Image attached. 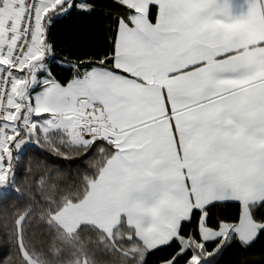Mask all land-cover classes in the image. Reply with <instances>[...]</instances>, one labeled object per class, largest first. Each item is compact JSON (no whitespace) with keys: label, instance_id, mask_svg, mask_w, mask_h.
Wrapping results in <instances>:
<instances>
[{"label":"snow or ice","instance_id":"snow-or-ice-1","mask_svg":"<svg viewBox=\"0 0 264 264\" xmlns=\"http://www.w3.org/2000/svg\"><path fill=\"white\" fill-rule=\"evenodd\" d=\"M115 3L110 48L69 60L48 34L97 4L0 0V172L31 141L58 140L103 158L101 185L139 207L159 264L252 247L264 238V0ZM223 206L237 214L210 223Z\"/></svg>","mask_w":264,"mask_h":264},{"label":"trees","instance_id":"trees-1","mask_svg":"<svg viewBox=\"0 0 264 264\" xmlns=\"http://www.w3.org/2000/svg\"><path fill=\"white\" fill-rule=\"evenodd\" d=\"M92 2L97 4L93 13L74 11L50 30L58 58L98 57L110 48L109 28L119 7L115 0ZM53 70L61 80L71 76L68 68ZM15 156L8 188L0 196V264H29L27 257L38 264H159V257L167 254H148L123 218L109 234L90 225L68 234L54 223V215L86 197L103 170V158L94 154L85 159L82 151L42 138ZM209 211L213 224L237 214L232 206ZM214 264H264V238L248 249L227 247Z\"/></svg>","mask_w":264,"mask_h":264},{"label":"crops","instance_id":"crops-1","mask_svg":"<svg viewBox=\"0 0 264 264\" xmlns=\"http://www.w3.org/2000/svg\"><path fill=\"white\" fill-rule=\"evenodd\" d=\"M236 2H242V0H236ZM18 152L20 153L21 150ZM18 152L17 150L13 152L12 160L16 159L15 155ZM102 173L103 170L100 176L90 185L88 194L81 202L68 205L58 214L54 215L53 219L55 223L68 234L73 233L71 231L75 232L81 224L94 226L104 233H109L117 227L123 218L126 224L135 231L137 238L148 250L141 235H147L150 229L147 221L140 217L139 207L133 210V206L127 204L118 189L108 185L102 186ZM0 175H4V169L0 172ZM10 176L11 173L0 179V196L8 188ZM74 209L79 211L78 219L82 221L78 228H71L72 222L75 221V217H72Z\"/></svg>","mask_w":264,"mask_h":264},{"label":"rangeland","instance_id":"rangeland-1","mask_svg":"<svg viewBox=\"0 0 264 264\" xmlns=\"http://www.w3.org/2000/svg\"><path fill=\"white\" fill-rule=\"evenodd\" d=\"M42 139H45V138H43V137H41ZM33 144V141H31L30 142V144L29 145H32ZM28 146V145H27ZM18 151H20V149H17V152ZM19 153V152H18ZM16 159H17V157H16ZM11 162H12V158H11V160L10 161H6V163H5V166H4V177L5 176H7L9 173H10V171H9V167H10V165H11ZM1 176V175H0ZM78 213H79V211L78 210H76V209H74L73 210V212H72V217L74 218L75 217V221H73L72 222V224H71V228H78L79 226H80V224L82 223V221H81V219H78ZM54 217V216H53ZM53 217H52V219H53ZM53 221H54V219H53ZM54 223H55V221H54ZM82 225V224H81ZM73 230H75V229H73ZM71 232H74V231H71ZM112 232V231H111ZM111 232H109V233H111ZM109 233H106V234H109ZM27 260H28V262H29V264H38L37 262H35L34 260H32V259H30V258H28L27 257Z\"/></svg>","mask_w":264,"mask_h":264}]
</instances>
